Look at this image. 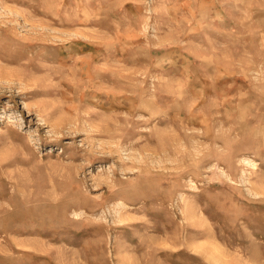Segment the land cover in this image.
I'll return each mask as SVG.
<instances>
[{"label":"rangeland","instance_id":"374dc122","mask_svg":"<svg viewBox=\"0 0 264 264\" xmlns=\"http://www.w3.org/2000/svg\"><path fill=\"white\" fill-rule=\"evenodd\" d=\"M0 67V264H264V0H0Z\"/></svg>","mask_w":264,"mask_h":264},{"label":"bare ground","instance_id":"6f19581e","mask_svg":"<svg viewBox=\"0 0 264 264\" xmlns=\"http://www.w3.org/2000/svg\"><path fill=\"white\" fill-rule=\"evenodd\" d=\"M0 69H1V67H0ZM20 77V76H19ZM92 92V91H91ZM27 108L29 109V107L27 106ZM146 108V107H145ZM45 115V114H44ZM72 125V124H71ZM106 126H108V125H106ZM59 129V128H58ZM65 131V130H64ZM59 134V133H58ZM91 134V133H90ZM147 148V147H146ZM143 149V148H142ZM110 153V152H109ZM135 170V169H134ZM51 197H52V194H51ZM54 199V198H53ZM212 246V245H211ZM209 249V248H208ZM217 250V249H216ZM217 258V257H216ZM219 263H220V261H219ZM247 264V263H246Z\"/></svg>","mask_w":264,"mask_h":264}]
</instances>
